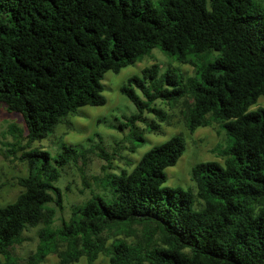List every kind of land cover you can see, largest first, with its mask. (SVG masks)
Returning a JSON list of instances; mask_svg holds the SVG:
<instances>
[{"label":"trees","instance_id":"obj_1","mask_svg":"<svg viewBox=\"0 0 264 264\" xmlns=\"http://www.w3.org/2000/svg\"><path fill=\"white\" fill-rule=\"evenodd\" d=\"M155 48L193 65L195 74L154 63L130 76L121 91L137 111L113 127L127 128L139 147L146 139L136 121L153 130L159 125L146 112L168 118L156 100H183L190 132L214 122L225 130L224 162L195 164V187L169 186L167 169L187 146L182 133L174 134L131 170L95 176L98 190L72 204L56 227L58 207L65 208L57 182L84 148L65 144L52 154L31 144L81 107L105 105L106 73ZM260 98L264 0H0V104L27 125L26 136L10 125L7 157L28 164L17 198L0 206V264H42L52 252L60 264L83 256L94 264L102 253L111 264H264V108L251 109ZM134 223H153L157 237L149 230L142 240L107 244V230L127 232ZM38 226L36 251L16 257L13 247Z\"/></svg>","mask_w":264,"mask_h":264},{"label":"rangeland","instance_id":"obj_2","mask_svg":"<svg viewBox=\"0 0 264 264\" xmlns=\"http://www.w3.org/2000/svg\"><path fill=\"white\" fill-rule=\"evenodd\" d=\"M158 63L162 71L170 66L183 76L195 74V67L189 63L179 62L159 48L153 49L150 56L142 61L123 68L119 73L109 71L103 79L104 94L107 103L103 106H84L78 114L70 115L60 123L48 137L35 141L32 147H38L55 154L62 145H74L84 148L78 162H72L63 173L57 185L62 188V210L58 207L56 227L62 223L63 218H69L72 214V204H81L92 197L93 190H98L95 176L108 172H119L122 168L131 170L142 154L155 144L161 143L174 134L182 133L187 141L184 154L175 166L167 169V184L172 187H195L192 179V171L195 164L200 161L216 160L224 162L222 155L229 142L228 136L219 123L199 127L195 132H190L186 125V102L181 100L175 105H169L162 100H156V105L164 109L167 120H161L154 113L146 112V120L156 123L159 127L150 129L147 121L138 120L139 131L143 133L146 141L138 140L141 146L136 147V138L126 128L124 131L113 127L119 124L118 119L124 121L123 115L137 111L135 105L123 94L121 87L127 79L140 74L142 69ZM264 108V99L260 98L256 105ZM148 123V122H147ZM11 124L23 128L24 136L27 134V125L24 116L19 112H10L6 103L0 104V206L14 201L22 187L18 183V177L27 174L28 164L12 157H7V142H13L14 137L9 133ZM27 139L24 137L23 143ZM103 147L107 154H104ZM135 149V150H134ZM21 154V152H19ZM41 226L32 227L24 233L25 239L16 244L12 252L20 258L27 260L36 251L39 244ZM149 230L157 237V228L151 225L134 223L128 227L127 232H119L117 228L107 230V244L112 243L118 237L127 238L129 241H139ZM66 247L64 240L59 241L60 250ZM3 258V256H1ZM60 256L56 252L50 253L42 264H60ZM73 264H89L86 256ZM94 264H111L109 257L102 253Z\"/></svg>","mask_w":264,"mask_h":264}]
</instances>
